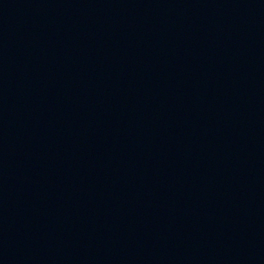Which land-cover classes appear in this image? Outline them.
Listing matches in <instances>:
<instances>
[{
    "label": "water",
    "instance_id": "obj_1",
    "mask_svg": "<svg viewBox=\"0 0 264 264\" xmlns=\"http://www.w3.org/2000/svg\"><path fill=\"white\" fill-rule=\"evenodd\" d=\"M0 264H264V0H0Z\"/></svg>",
    "mask_w": 264,
    "mask_h": 264
}]
</instances>
